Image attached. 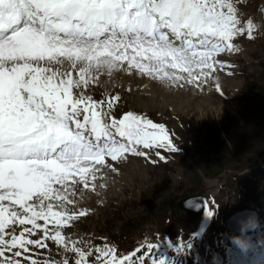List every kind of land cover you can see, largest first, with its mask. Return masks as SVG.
Instances as JSON below:
<instances>
[{
    "label": "snow or ice",
    "instance_id": "snow-or-ice-1",
    "mask_svg": "<svg viewBox=\"0 0 264 264\" xmlns=\"http://www.w3.org/2000/svg\"><path fill=\"white\" fill-rule=\"evenodd\" d=\"M255 31L235 0H0V264H56L38 258L49 242L73 254L63 264H156L155 244L122 255L64 234L88 215L78 191L95 190L108 158L178 150L164 124L117 118L118 95L85 91L105 72L194 83Z\"/></svg>",
    "mask_w": 264,
    "mask_h": 264
},
{
    "label": "rangeland",
    "instance_id": "rangeland-1",
    "mask_svg": "<svg viewBox=\"0 0 264 264\" xmlns=\"http://www.w3.org/2000/svg\"><path fill=\"white\" fill-rule=\"evenodd\" d=\"M235 2L241 21L245 14L258 19L261 33L258 45L255 38L240 40L235 60L220 58L224 67L221 75L216 74L219 89L214 84H190L188 79L169 85L137 71L111 76L105 72L101 80L88 85L85 95L93 99L120 97L114 109L117 118L131 111L164 124L178 150H159L156 155L157 149L138 146L147 155L125 153L112 169L105 167L99 173L92 195V191H78L76 209H86L88 215L64 229L66 236L82 242L78 246L109 243L123 255L141 244H155L149 256L164 264H264V243L244 253L232 245L233 235L225 229V220L242 209L264 214V170L258 168L264 161V20L260 15L264 0ZM228 64L235 68L228 70L231 74L221 84ZM216 148L222 156L221 169L203 161ZM252 170L255 178L238 179ZM198 196L212 210L207 228L213 232L204 246L194 243L204 232L194 238L177 218L182 216L177 213L181 202ZM260 229L264 231V223ZM49 243L50 250L39 259L63 264L66 257L74 258Z\"/></svg>",
    "mask_w": 264,
    "mask_h": 264
},
{
    "label": "clouds",
    "instance_id": "clouds-1",
    "mask_svg": "<svg viewBox=\"0 0 264 264\" xmlns=\"http://www.w3.org/2000/svg\"><path fill=\"white\" fill-rule=\"evenodd\" d=\"M240 234L231 237V243L244 253L251 252L259 241H264V236H260L256 241L250 239L253 232L261 228V220L257 211L249 210L240 218ZM258 250V249H257Z\"/></svg>",
    "mask_w": 264,
    "mask_h": 264
},
{
    "label": "water",
    "instance_id": "water-1",
    "mask_svg": "<svg viewBox=\"0 0 264 264\" xmlns=\"http://www.w3.org/2000/svg\"><path fill=\"white\" fill-rule=\"evenodd\" d=\"M202 199V198H201ZM199 199V197H194V198H190V199H184V201L181 202V207L182 210H180L179 212H177L180 215H186L188 216V219L190 221H192L194 224H197V222H200V219H202V213L204 211H207L208 206L205 202L204 199ZM204 208V210L201 212L200 209ZM247 211L249 210H245L242 211L240 213H237L234 216H231L227 222V228L232 231V233L234 234H239L240 233V218L242 216H244ZM209 212H206V216H208ZM235 221V222H234ZM199 224V223H198Z\"/></svg>",
    "mask_w": 264,
    "mask_h": 264
},
{
    "label": "bare ground",
    "instance_id": "bare-ground-1",
    "mask_svg": "<svg viewBox=\"0 0 264 264\" xmlns=\"http://www.w3.org/2000/svg\"><path fill=\"white\" fill-rule=\"evenodd\" d=\"M261 5H263V4H261ZM252 5H249V7H251ZM262 8V7H261ZM258 36H259V34L258 33H256L255 34V39H256V41H255V44H257V43H259V41H257V38H258ZM249 41H251V40H249V39H247L246 40V42H249ZM245 44V43H244ZM246 45V44H245ZM258 45V44H257ZM250 46V45H249ZM246 47V46H245ZM232 54H233V51L232 52H230L228 55H222V56H220L219 58H231L232 57ZM216 59H217V57H216ZM205 71H207V70H205ZM180 75H183V76H185V77H187V74L186 73H179ZM74 76V75H73ZM99 78H101V77H99ZM102 79V78H101ZM101 79H99V80H101ZM208 81L210 80V79H207ZM222 79H219V82L221 83V84H223L224 82H225V80H223V81H221ZM226 80H228V79H226ZM226 83V82H225ZM191 84V83H190ZM194 85H196V84H194ZM209 85V84H208ZM232 85H234V84H232ZM179 86V85H178ZM205 86H207V85H205ZM239 86V85H238ZM180 87V86H179ZM212 87V86H211ZM241 87V86H240ZM201 88V87H200ZM185 96V95H184ZM167 105V104H166ZM129 172V171H128ZM127 172V173H128ZM110 174V173H109ZM109 176V175H108ZM114 178V180L113 179H111L110 177L107 179V180H109V181H111V182H115L116 181V177H113ZM105 182V181H104ZM110 187H112V184H108ZM108 186V187H109ZM79 194V193H78ZM77 194V195H78ZM81 196V195H80ZM199 197V196H198ZM199 199H201V197H199ZM202 199H204V198H202ZM201 199V200H202ZM90 201V200H89ZM94 202H95V200H94ZM77 206V205H76ZM180 210H182V207H181V205L179 206V208H178V212L180 211ZM204 210V208L202 207L201 209H200V211L202 212ZM184 216V218L185 219H188V216H186V215H183ZM200 221H201V219H200ZM263 222H264V214L262 213V215H261V226L263 225ZM198 223L199 222H197V224L196 225H198ZM233 235H235V234H233ZM238 235V234H237Z\"/></svg>",
    "mask_w": 264,
    "mask_h": 264
},
{
    "label": "trees",
    "instance_id": "trees-1",
    "mask_svg": "<svg viewBox=\"0 0 264 264\" xmlns=\"http://www.w3.org/2000/svg\"><path fill=\"white\" fill-rule=\"evenodd\" d=\"M261 104H262V102H261ZM219 151L220 150H218V148H216L215 150L210 151V154H208L209 156L203 157L204 165H208L209 167L211 165L216 166V167L218 166L217 167L218 169L223 168L222 164H220L222 161V156L220 155Z\"/></svg>",
    "mask_w": 264,
    "mask_h": 264
}]
</instances>
